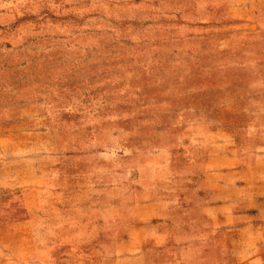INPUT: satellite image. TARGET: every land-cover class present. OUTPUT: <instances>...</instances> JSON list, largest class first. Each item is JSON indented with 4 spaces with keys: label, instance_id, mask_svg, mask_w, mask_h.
I'll use <instances>...</instances> for the list:
<instances>
[{
    "label": "rangeland",
    "instance_id": "374dc122",
    "mask_svg": "<svg viewBox=\"0 0 264 264\" xmlns=\"http://www.w3.org/2000/svg\"><path fill=\"white\" fill-rule=\"evenodd\" d=\"M206 85L224 94L193 123ZM226 138L264 143V0H0V264H264V229L188 226ZM181 178L189 198L164 215L187 231L146 222L111 251L120 219Z\"/></svg>",
    "mask_w": 264,
    "mask_h": 264
},
{
    "label": "crops",
    "instance_id": "0c3cea01",
    "mask_svg": "<svg viewBox=\"0 0 264 264\" xmlns=\"http://www.w3.org/2000/svg\"><path fill=\"white\" fill-rule=\"evenodd\" d=\"M211 68L205 73L220 70ZM188 74L189 71L184 72V75L187 76ZM210 86L213 85H206L207 95L198 97L195 94L194 98V94L188 95V99L194 100L190 103L191 110L188 115L194 118L193 123L204 124L214 119L215 105L224 93H219L221 88L211 89ZM223 90L225 93L227 92L226 88ZM210 91L213 93L211 94ZM210 135L211 132L206 134L202 132L200 140H208ZM226 139L229 141L228 138ZM235 144V142L229 141L223 149H212L211 155L203 161L202 168L199 169L202 172L198 179L197 187L199 189L195 198L190 201V208L196 212V215L188 211V226L207 230L212 222H215L220 227L226 226L228 229L235 228L244 231L247 229H264V143L256 151L250 152L249 155L240 151ZM246 156H252L253 160L249 163L246 162L244 160ZM177 182L178 180H174L168 183L172 193L166 195L160 191V194L163 195L161 198L158 191L155 190L151 200L138 202L133 208L132 223H127L124 218L120 219L117 233L111 232L109 236L114 235L113 240L115 242V245L111 246V251L114 252V249L117 248H119L118 251H130L132 246L138 247L141 244L142 228L146 222L167 218L176 230L187 231V227L183 226L185 219L182 216L178 217V210H175L176 213L164 215L166 213L165 204L166 206L178 207L179 202L181 205L183 200L186 202L189 198L184 181L182 180L180 185ZM174 198H177L175 203ZM258 250L263 252L264 247L258 248ZM107 264L112 263L108 262Z\"/></svg>",
    "mask_w": 264,
    "mask_h": 264
}]
</instances>
